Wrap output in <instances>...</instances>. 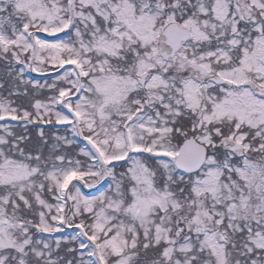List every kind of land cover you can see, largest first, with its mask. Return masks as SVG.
Listing matches in <instances>:
<instances>
[{"label":"snow or ice","instance_id":"6c2138e0","mask_svg":"<svg viewBox=\"0 0 264 264\" xmlns=\"http://www.w3.org/2000/svg\"><path fill=\"white\" fill-rule=\"evenodd\" d=\"M0 264H264V0H0Z\"/></svg>","mask_w":264,"mask_h":264}]
</instances>
